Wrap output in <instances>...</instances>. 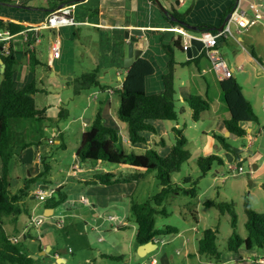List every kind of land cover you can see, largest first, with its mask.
Listing matches in <instances>:
<instances>
[{
    "label": "rangeland",
    "instance_id": "obj_1",
    "mask_svg": "<svg viewBox=\"0 0 264 264\" xmlns=\"http://www.w3.org/2000/svg\"><path fill=\"white\" fill-rule=\"evenodd\" d=\"M171 1L177 3V0ZM55 4H57L56 0H50L49 6ZM1 9L0 15L4 17L0 18L1 20L20 19L18 18L20 15L15 14L17 9L10 6H4ZM184 9L179 8V11L184 12ZM90 28L91 31L83 27L80 36L75 39L72 62L75 70L70 76H67L72 79L61 78L58 73L54 79L49 65L42 66L41 63L37 66H29V70L27 69V74H30L29 71L34 69L31 74L38 80V91L35 93L36 103L39 108H46L48 117L43 120H12V132L19 145L15 147L16 152L11 162L12 191L16 192L28 175V169L23 163L29 162L23 161L24 153H32L34 150V157L39 159L38 151H41V157L48 166V170L38 179L39 185H47L49 188L57 190L59 187L57 184L61 183L64 185L62 189L67 193V200H69L56 207L54 216L48 217L51 213L47 212L44 221L36 225L32 221V214L38 217L43 216L44 206L49 198L46 201L31 198V196L25 198L24 211L18 221L14 223L10 217L6 218L5 227L10 238L20 243L30 255H38L35 257L36 264H61L57 259L63 257L62 254L67 257L68 264H151L153 257L156 258L158 264H264V247H255L251 250L244 248L239 253L240 255L228 249V241L234 230L233 214L229 210L222 212L218 206L207 204V201L233 203L237 216L236 230L244 237L248 235L246 228L247 200L251 202L255 210L264 212V141L259 140L254 145H250L248 140L234 137L231 144L239 149L223 151L224 169L220 170V167L215 164L206 174L202 173L198 164L199 157L196 156V151L192 150L193 156L183 163L179 171L172 174V179L183 189L195 187L196 193L179 191L170 196L160 207V209L165 208L166 213L156 215L158 229L174 226L178 233L158 236L157 248L139 258H137L138 249H136L137 223L133 218L132 205L133 202L146 201L161 190L156 171H146L140 174L137 181L128 180L121 175L131 176L135 170L131 166L126 167L124 164L118 165L101 161L105 168L116 169L119 167L117 176L127 179L126 181L112 182L107 186L101 183L98 185H95L97 183H86L81 179L82 173L71 174L75 161L81 159L77 157L76 153L83 131L85 128L88 129L93 122H89L88 126L84 125L83 120L79 117L81 113L79 106L86 108L85 120L91 119L90 114L96 107L95 101L90 98L89 91L91 89L76 94L74 84L68 81L97 68L93 67L92 60L94 57H98L96 53L98 43L91 45L94 50L91 58L84 54L91 44L89 43V34L92 35L95 42L100 41L98 31L94 27ZM50 30L52 29L41 31L42 43L36 47V53L37 55L42 54V59H45L48 53L49 40L47 38L50 35ZM232 30L234 33V24H232ZM54 39L55 35L50 42L52 43ZM233 43L241 48L240 43L234 41ZM19 49H21V44H17L16 53L24 52V47L22 50ZM178 50L176 48V51ZM226 51L228 56L221 52L225 59L227 57L229 59V56L233 57L232 50L228 45ZM182 55L187 57L186 52H182ZM209 60V57L203 54L197 63L192 61L189 64L193 63L195 71L199 73L197 67L202 69L200 63L209 62ZM183 69L187 73L185 76L189 78V70L185 66ZM3 77L0 66V83ZM16 82L23 84L24 79L20 76ZM177 106L182 113L177 121L169 122L174 126L178 122L179 127L184 130L187 136L189 135V138L199 140L201 137L199 134L202 133L196 128L190 127V124H194V120L190 115L189 105L177 98ZM59 107L65 108V116L59 117ZM52 129H57L58 134L61 131L59 138L62 140V144L49 143ZM154 137L159 141L163 136L154 134ZM164 137L168 143L175 144L176 133L172 127L164 134ZM151 141L153 148L159 147L154 144L153 138ZM24 142H31V145L22 149ZM125 144L123 143L124 149L128 152L142 153L144 151L141 147L134 149ZM237 160L239 163H236ZM128 165L130 164L128 163ZM231 165L242 166L244 171L239 173V171L231 169ZM43 168L45 170L46 166L43 165ZM187 177H190L191 180L186 181ZM55 195L58 196L59 191H56ZM84 197L89 199V204L82 202ZM59 220H63L62 225L58 224ZM207 228L218 230L217 244L221 252L220 259L198 253V241L203 237ZM48 245L51 247L48 248L47 254L45 252L40 254V249H46ZM151 248L153 246L149 249ZM102 253L107 255L103 256ZM259 258H261V262L257 263Z\"/></svg>",
    "mask_w": 264,
    "mask_h": 264
},
{
    "label": "trees",
    "instance_id": "obj_2",
    "mask_svg": "<svg viewBox=\"0 0 264 264\" xmlns=\"http://www.w3.org/2000/svg\"><path fill=\"white\" fill-rule=\"evenodd\" d=\"M30 0H26L29 3ZM57 4L53 5V10L47 9V12L58 9L61 5L77 3L80 0H56ZM0 7L5 4H12L10 0H0ZM235 5V4H234ZM231 7L225 16L234 8ZM17 10H26L31 8V4L21 6L10 5ZM189 11L180 13L178 11L168 12L172 17L174 24H181L184 28L191 31H217L218 27L210 23L191 25L186 17ZM27 26L22 22L13 20L3 21L0 19V28L10 29L13 33L24 30ZM195 27V28H194ZM174 46L163 44L164 49L169 54L168 71L163 76L164 90L158 93H148L146 88L147 77L155 72V66L150 59L139 57L129 67L127 76L123 85L119 89L120 106L118 109L119 118L128 123L129 138L133 145L139 143H148L144 134L145 131L158 133V129L151 120L177 121L182 111L177 106V87H176V67L177 62L174 56V47L184 50L182 39H177ZM0 58L6 64L3 72V80L0 83V264H36V259L27 253L23 246L12 240L6 230V218L10 217L11 221L16 223L24 211L23 203L25 198L32 195V187L38 183L48 170L46 169L37 176L27 177L25 183L19 187L16 192L12 191L11 183V162L15 155V147H18L16 136L12 132L11 123L13 119L25 120H43L48 117L46 108H39L36 103L35 93L38 91V80L34 77L25 86L13 87L17 81V66L20 60L17 56L14 45L9 54L1 51ZM25 53H29L28 47L24 46ZM31 66H37L36 49L30 51ZM204 54V53H203ZM199 55L188 59L186 63H197ZM255 54V53H254ZM1 66V64H0ZM33 68V67H32ZM34 71V69H32ZM74 92L81 93L84 90L102 87L100 79V68L93 71L85 72L72 81ZM221 88L224 98L230 110V117L225 120L226 128L231 134L240 138H246L248 132L246 123H260V118L253 108L250 101L243 92V87L238 79L231 75L221 80ZM186 102L192 109V118L195 122L201 119L202 113L211 109V101L208 97L200 94H191L186 98ZM66 115L65 108L59 111V117ZM176 133V142L167 155H161L156 148L150 147L144 153L128 152L124 149L119 134V129L108 126L104 122L101 110L98 111L91 126L83 132L82 139L77 149V155L83 162L106 161L118 165L130 164L132 167L145 169L146 171H156L157 177L161 184V190L155 195L149 197L144 202H133V218L137 223L136 241L138 245L155 241L160 235L169 233H178L174 226H167L165 229L156 227V215L166 213L165 208L160 207L179 191L195 194L196 188H184L174 183L172 174L181 169L183 163L192 157L189 146V137L184 130L179 127L178 122L172 127ZM215 138L228 151L233 150L230 138L216 133ZM165 144L161 139L157 146ZM31 145V142H24L22 149ZM198 164L203 174H206L217 165H224V159L218 154L200 156ZM126 181L127 179L118 178L112 172L97 174L96 178L87 181V183L111 184L112 182ZM191 178L187 177L186 181ZM56 191L59 195L50 197L46 206L56 208L63 202L67 201L68 195L59 186ZM208 205H216L222 212L229 210L233 214L232 224L233 233L228 241V249L239 254L244 248L251 250L255 247H264V212L255 210L251 202H246V212L248 219L246 228L248 235H240L237 230V216L235 214L233 203L207 201ZM218 230L213 228L205 229L203 237L198 241V253L201 255L212 256L216 259L221 258L218 244ZM40 250H43L42 248Z\"/></svg>",
    "mask_w": 264,
    "mask_h": 264
},
{
    "label": "crops",
    "instance_id": "obj_3",
    "mask_svg": "<svg viewBox=\"0 0 264 264\" xmlns=\"http://www.w3.org/2000/svg\"><path fill=\"white\" fill-rule=\"evenodd\" d=\"M235 3L236 0H177L176 4L171 0H80L76 3L75 16L78 23L63 26L59 30H50V35L47 38L49 40L48 53L45 59H42V54H38L37 58L39 63L43 64L42 66L49 65L51 75L54 79L57 73L61 75V78L66 77L68 79L67 76H70L75 70L72 65L75 39L77 36H80L83 27H86V29L90 31V27H94L98 31L100 41L95 42L92 35L89 34V43L91 44L87 48L88 51H85L84 54L91 58L94 51L91 45L92 43H98V51H96L98 57L93 58L92 64L93 67L95 66L101 69L100 79L103 88H92L91 91H89L90 98L96 103V107L90 114L91 119L85 120V106H79L81 108L79 117L83 120L84 125L88 126V123L93 121L98 111L101 110L104 122L108 126L119 129L120 136L128 138V142H126L125 145L134 149L141 147L144 150L142 153L148 148L153 147L152 138L155 145L160 142V140L158 141L154 137V134H160L163 136L162 139L165 140V144H161L156 149L161 155H167L171 151L173 144L168 143L164 134L168 132L170 127L174 126L172 123L165 120H151L158 129V133L145 131L144 134L148 139V143L133 145L129 138L128 123L122 121L118 116V109L120 106L119 89L123 85L129 70V66H126V58L129 55V45L131 41L129 35L147 39V46L142 51L140 57L150 59L155 66V72L147 77L146 88L148 93H158L164 90L163 76L168 71L169 62V54L164 49L163 44L174 46L175 40L180 38L182 39V43L185 41V38L177 29L178 26H183L181 24H174L168 12L178 11L180 13H185L189 11L186 19L191 25L197 26L199 24L210 23L217 26L218 30H220L219 28L226 23L232 11L225 16L226 12H228ZM27 4H31L32 7L26 10L15 11V14L20 15L18 16L20 19H13L14 21L39 23L45 20L48 14L47 9L53 10V6H49L50 0H30ZM10 5L13 4L5 3L0 9L4 8V6L9 7ZM179 8H185L184 12L179 11ZM0 18L4 17L0 15ZM233 24L234 35L232 38L227 37L221 40L219 49L223 55L225 54L226 56V46L228 45V47L231 48L233 57L229 56V59H227V57L226 60H228L230 68L233 70V76L241 83L245 96L260 118V123H246L248 134L245 139L248 140L250 145H254L259 140L264 141V20L241 32L238 30L237 25L235 23ZM1 31L2 30H0V33ZM188 31L193 34L199 33L198 31ZM54 35L55 39L60 38L61 40L62 52L61 56L58 58H54L51 51L52 43L50 41L53 39ZM233 41L238 44L240 43L241 48L236 46ZM17 44H21V49L19 50H22L24 44L21 39L16 40L14 44L15 49ZM181 51L187 54V51L181 49L176 51L174 47V56L178 63L175 73L178 100L186 102V98L189 97V95L197 93L208 97L211 101V109L203 112L199 121H194V124H190V127L196 128L202 134H199L201 135L199 140L189 138V147L191 151H196V156L198 157L210 154H218L222 157L223 151L228 150H226L215 138V132L229 137L230 143L234 137L240 138L231 134L225 125V120L230 117V110L220 85L223 77L213 68L211 60H209V62L200 63L202 69L200 70L197 67L199 73L196 72L193 63H186L188 59L192 58H189L188 54L186 58L183 57ZM17 56L20 60L17 66V77L19 78L21 76L24 79L23 84L19 82V85L23 87L34 79V75L31 74L32 70L29 71L30 74H27V69L31 66V61L27 53H25V51H19ZM183 66L189 70V78L185 76L187 73L184 71ZM54 69H56V71H54ZM57 85L59 86L60 84L58 83ZM59 108L61 109L62 107ZM189 109L192 117V109L190 107ZM86 130L85 128L84 131ZM60 134H58L57 129H52L49 143L62 144V140L59 138ZM232 146V151L239 149L234 145ZM38 154L41 155V151H38ZM77 157L80 159L78 155ZM23 161L29 162L26 164L23 163L26 169H28L26 178L37 176L44 171V159L42 157L41 160L40 156L39 159H36L34 157V150L32 153L28 154L25 152ZM80 161L78 159L75 161L71 169V174L78 175L82 173L81 179L86 183L96 178L97 174L104 172H112L118 178L124 176L128 178V180L133 179L134 181L138 180L137 177L140 174L146 172L145 169H139L125 164L126 167L131 166L135 169L134 172L131 176L123 174L117 176L119 167L116 169L105 168L101 160L90 161V164H83L81 159ZM218 166L220 170L224 169V165ZM26 178L21 182V186L25 183ZM57 185L64 186L61 183ZM95 185H98V183ZM103 185L107 186L109 184ZM39 186H41L39 182L36 183L32 187V193L35 192ZM31 198H34L33 195H31ZM49 209L50 208L47 206H44L43 214L46 215L47 212H50L51 214L48 215V217L54 216L56 208H52L53 210ZM140 246L141 245L137 244L138 248L136 247V249L139 250ZM156 248L157 246L154 245L153 248L147 250L145 254L140 253V257ZM102 254L103 256L107 255L106 253ZM61 256L66 259L65 264H68L67 257L63 254Z\"/></svg>",
    "mask_w": 264,
    "mask_h": 264
},
{
    "label": "built area",
    "instance_id": "obj_4",
    "mask_svg": "<svg viewBox=\"0 0 264 264\" xmlns=\"http://www.w3.org/2000/svg\"><path fill=\"white\" fill-rule=\"evenodd\" d=\"M16 5H23L26 0H10ZM76 4H70L56 9L47 14L44 21L39 23L25 22L27 27L17 33H13L10 29H3L0 33V42L3 43L4 51L6 54L10 53L12 46L17 39H21L23 44L28 47V50H34L39 43H41V31L43 29L59 30L66 25L77 24L76 20ZM264 20V1L263 0H236L235 6L228 16L226 23L222 30L217 31H201L197 34H193L186 28L178 26L177 29L181 32L185 41L183 48L187 51L191 44L188 42L187 37L197 38L204 42V47L200 53H204L212 62L213 68L223 77H229L233 75V70L230 68L227 60L222 55L219 44L221 40L229 36H233L232 24L235 23L238 30L241 32L246 28L252 27L255 24ZM30 51L28 56L30 58ZM51 51L54 58L61 56V40L60 38L54 39L51 45ZM128 142V138L122 137V143ZM41 159V155H40ZM238 160L236 161V163ZM239 163V162H238ZM231 169L242 173L244 171L242 166H230ZM54 188H44L39 186L34 192L36 198L41 201H46L48 198L55 194ZM82 202L88 204L89 199L87 197L82 198ZM45 216L33 215L32 221L36 225L41 224L44 221ZM59 225L63 224V220L58 221ZM261 259V258H260ZM258 259V262H261ZM263 263V262H262ZM151 264H158L156 258L151 259Z\"/></svg>",
    "mask_w": 264,
    "mask_h": 264
},
{
    "label": "water",
    "instance_id": "obj_5",
    "mask_svg": "<svg viewBox=\"0 0 264 264\" xmlns=\"http://www.w3.org/2000/svg\"><path fill=\"white\" fill-rule=\"evenodd\" d=\"M165 10V9H164ZM224 27V25H222L219 29L222 30ZM195 28V27H194ZM130 37V45H129V55L126 58V66H131V64L140 57V55L142 54V51L145 49V47L147 46V39L146 38H139L137 36L134 35H129ZM188 42H190L191 46L190 48L187 50V54L189 58H194L199 56L201 53L200 51L202 50V48L204 47V42L200 39L197 38H190L187 37ZM0 64H1V68L2 71L4 72L5 70V62L2 58H0ZM69 79H72V77H68ZM18 85V82H15L13 87L16 88ZM43 187H48L47 185H41ZM49 210H53L52 208H50ZM156 245L154 242H148L146 244H143L140 246L139 250H138V255L137 258L140 257V253H144V251L146 252L147 250H150L149 248ZM51 245H48L46 249H43L40 251V254L45 252V254H47L48 248H50ZM33 258L38 257V255H32ZM61 264H65L66 259L64 257H58V259Z\"/></svg>",
    "mask_w": 264,
    "mask_h": 264
},
{
    "label": "clouds",
    "instance_id": "obj_6",
    "mask_svg": "<svg viewBox=\"0 0 264 264\" xmlns=\"http://www.w3.org/2000/svg\"><path fill=\"white\" fill-rule=\"evenodd\" d=\"M11 4V3H10ZM12 4L14 5V6H17L16 4H14L13 2H12ZM25 4H27V2L25 3ZM72 4H76V3H72ZM24 5V4H23ZM68 5H70V4H68ZM18 6H21V5H18ZM63 6H66V5H62V6H60L59 8H61V7H63ZM58 8V9H59ZM52 12V11H51ZM50 13V12H49ZM48 13V14H49ZM47 16V15H46ZM14 21V20H13ZM16 22H18V21H16ZM20 22H22V21H20ZM22 23H24V22H22ZM29 23V22H28ZM25 24V23H24ZM26 25V24H25ZM27 26V25H26ZM1 43V42H0ZM25 46V45H24ZM36 49V48H35ZM1 51L2 52H4L5 53V51H4V47H3V45L1 46ZM6 54V53H5ZM203 54V53H202ZM201 55V54H200ZM30 57H31V54H30ZM121 141H122V137H121ZM123 144V143H122ZM125 144V143H124ZM41 159H42V157H41ZM41 187H43V186H41ZM44 188H49V187H44ZM55 193H56V191H55ZM32 195H33V197L34 198H36L35 197V195H34V192L32 193ZM44 215V214H43ZM44 216H46V215H44ZM32 217H33V214H32ZM158 238V237H157ZM157 238H156V240L155 241H151V242H154L155 244H156V246H157ZM33 255V254H32ZM31 255V256H32ZM34 255H36V254H34ZM260 259V258H259ZM257 262V261H256ZM257 263H260V262H257Z\"/></svg>",
    "mask_w": 264,
    "mask_h": 264
}]
</instances>
